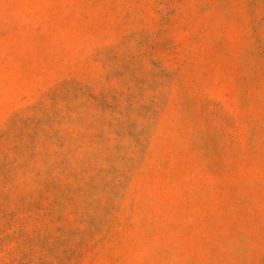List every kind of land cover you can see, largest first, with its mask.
Here are the masks:
<instances>
[{
  "label": "rangeland",
  "instance_id": "rangeland-1",
  "mask_svg": "<svg viewBox=\"0 0 264 264\" xmlns=\"http://www.w3.org/2000/svg\"><path fill=\"white\" fill-rule=\"evenodd\" d=\"M0 264H264V0H0Z\"/></svg>",
  "mask_w": 264,
  "mask_h": 264
}]
</instances>
